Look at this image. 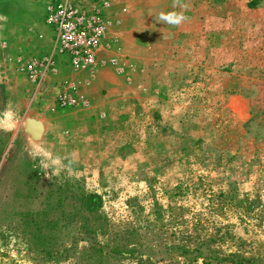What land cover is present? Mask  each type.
<instances>
[{
	"label": "rangeland",
	"instance_id": "1",
	"mask_svg": "<svg viewBox=\"0 0 264 264\" xmlns=\"http://www.w3.org/2000/svg\"><path fill=\"white\" fill-rule=\"evenodd\" d=\"M45 1L0 0V264H264V0H67L78 64Z\"/></svg>",
	"mask_w": 264,
	"mask_h": 264
},
{
	"label": "built area",
	"instance_id": "2",
	"mask_svg": "<svg viewBox=\"0 0 264 264\" xmlns=\"http://www.w3.org/2000/svg\"><path fill=\"white\" fill-rule=\"evenodd\" d=\"M44 13V23L54 32V49L66 53L74 64L84 62L100 34L96 15L67 0L45 1Z\"/></svg>",
	"mask_w": 264,
	"mask_h": 264
},
{
	"label": "trees",
	"instance_id": "3",
	"mask_svg": "<svg viewBox=\"0 0 264 264\" xmlns=\"http://www.w3.org/2000/svg\"><path fill=\"white\" fill-rule=\"evenodd\" d=\"M49 226L48 229L49 230V235L47 236V243L50 245L52 244V228L54 226V222H52V219L48 220V223H47ZM93 226L90 227V229H92ZM36 232L33 234L35 236ZM190 238H193V236L191 235H187L186 236V239H190ZM204 241L202 239H198L196 240V242H194V244L192 245V247L190 246H183V244H175L176 247H179L181 248L182 252L186 253V252H195L196 253V256H198V254H203L202 250H201V246L203 245ZM47 255L49 254L48 250L46 251ZM101 250L98 248V249H95L93 251L92 254H90V258L91 259H96V261H102L103 259V256L101 254ZM212 253V252H210ZM219 252H214V254H209L208 257L209 258H212V259H215L217 261H221V260H224V261H230V262H235L237 264H241L243 261H249V259L247 258H242L240 255L236 254V253H229V254H226L224 256H219V254H217ZM206 256V255H205Z\"/></svg>",
	"mask_w": 264,
	"mask_h": 264
},
{
	"label": "clouds",
	"instance_id": "4",
	"mask_svg": "<svg viewBox=\"0 0 264 264\" xmlns=\"http://www.w3.org/2000/svg\"><path fill=\"white\" fill-rule=\"evenodd\" d=\"M173 7L174 8H181V9H185L187 8V5L183 3V0H173ZM188 16L185 15L184 11H168V12H163L161 11L157 16H156V20L168 25V26H172V27H180L182 26L187 20H188ZM49 160H51V158H48ZM60 158H56V160H59ZM51 164H55V161H51ZM51 164H44L45 168H48L51 166ZM58 168H63L65 167V165L63 164H56L55 165ZM70 167V165L68 166ZM58 174V173H57ZM50 178V177H47Z\"/></svg>",
	"mask_w": 264,
	"mask_h": 264
},
{
	"label": "water",
	"instance_id": "5",
	"mask_svg": "<svg viewBox=\"0 0 264 264\" xmlns=\"http://www.w3.org/2000/svg\"><path fill=\"white\" fill-rule=\"evenodd\" d=\"M27 130L31 132V137L37 139L43 132V125L39 121L29 120L27 122Z\"/></svg>",
	"mask_w": 264,
	"mask_h": 264
}]
</instances>
